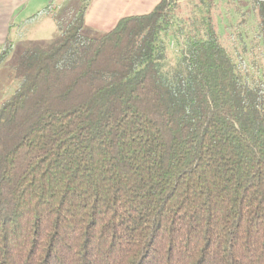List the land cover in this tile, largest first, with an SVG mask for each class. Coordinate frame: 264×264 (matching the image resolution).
Returning <instances> with one entry per match:
<instances>
[{
  "label": "trees",
  "instance_id": "obj_1",
  "mask_svg": "<svg viewBox=\"0 0 264 264\" xmlns=\"http://www.w3.org/2000/svg\"><path fill=\"white\" fill-rule=\"evenodd\" d=\"M181 1L87 32L86 0L20 54L0 102V264H264V75L222 44L215 0ZM245 1L264 61V0Z\"/></svg>",
  "mask_w": 264,
  "mask_h": 264
},
{
  "label": "rangeland",
  "instance_id": "obj_2",
  "mask_svg": "<svg viewBox=\"0 0 264 264\" xmlns=\"http://www.w3.org/2000/svg\"><path fill=\"white\" fill-rule=\"evenodd\" d=\"M215 1L212 15L217 29L220 31L222 44L230 53L240 55L249 76L257 78V76L264 75L262 47L252 41L251 32L253 26H255V15L250 9L252 7L251 2L245 0ZM41 2L45 4L48 0H41ZM178 2L182 4L181 0H178ZM85 3L86 0H53L41 21L25 28V35L20 37L18 34L21 30L17 28L10 32L13 49L10 55L0 64V102L13 92L15 82L9 80L7 74L16 64L20 54L34 45L51 43L59 35L57 24L53 18L55 17L61 25H66L75 15L77 9ZM179 11L182 16L188 14V9L185 7ZM236 11L237 13H235ZM48 26H51L52 29H48ZM242 33L243 35L247 34L248 37L242 38V40L239 39L238 35ZM168 58L172 60L174 57L169 54Z\"/></svg>",
  "mask_w": 264,
  "mask_h": 264
},
{
  "label": "crops",
  "instance_id": "obj_3",
  "mask_svg": "<svg viewBox=\"0 0 264 264\" xmlns=\"http://www.w3.org/2000/svg\"><path fill=\"white\" fill-rule=\"evenodd\" d=\"M52 2L53 0H48L43 4L41 0H0V49L7 41H11L10 32L13 29L21 30L18 34L21 37L26 33L25 28L41 21L42 17L26 22ZM160 2L161 0H91L85 13V29L87 32H108L120 19L146 15ZM48 29H52L51 26Z\"/></svg>",
  "mask_w": 264,
  "mask_h": 264
},
{
  "label": "built area",
  "instance_id": "obj_4",
  "mask_svg": "<svg viewBox=\"0 0 264 264\" xmlns=\"http://www.w3.org/2000/svg\"><path fill=\"white\" fill-rule=\"evenodd\" d=\"M173 46V44H171V47Z\"/></svg>",
  "mask_w": 264,
  "mask_h": 264
}]
</instances>
